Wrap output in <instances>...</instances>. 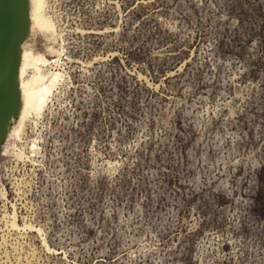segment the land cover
I'll return each mask as SVG.
<instances>
[{
    "label": "rangeland",
    "instance_id": "obj_1",
    "mask_svg": "<svg viewBox=\"0 0 264 264\" xmlns=\"http://www.w3.org/2000/svg\"><path fill=\"white\" fill-rule=\"evenodd\" d=\"M44 3L20 53L62 79L4 117L0 264H264V0Z\"/></svg>",
    "mask_w": 264,
    "mask_h": 264
},
{
    "label": "bare ground",
    "instance_id": "obj_2",
    "mask_svg": "<svg viewBox=\"0 0 264 264\" xmlns=\"http://www.w3.org/2000/svg\"><path fill=\"white\" fill-rule=\"evenodd\" d=\"M44 1L0 0V130L4 129L5 112L8 110L11 111V109L14 108L13 110H16L17 114L20 116L18 130L15 132V135L19 134L20 128L25 120H29V114L32 113L31 111H34L33 113L36 114V116H39L40 112L44 113L42 110L46 107L45 105H47L50 93H52L54 86L56 88L58 80L60 81V79H62L60 78L61 73L59 74L58 72L51 71V74L49 73L50 76L47 75L49 76L48 80L45 79L47 77L41 72L42 67L51 66L52 63H49L42 55H35L32 51L23 55L20 53L22 41L34 26H38L41 30L45 31H52L53 29L54 24L52 26L51 23L53 18L50 21V18L47 19L43 15V12L46 10L43 11ZM5 15L10 18L9 22L6 20ZM55 33H57V31ZM28 68L33 70V74L28 79H25L24 76L28 74ZM13 79H15V82ZM15 85L20 87L19 92L15 90ZM11 219L12 228L14 227L17 229L20 225L18 226L17 224L16 212H14ZM5 221L7 222V220ZM25 226L27 227V225ZM31 226L32 225H28L29 228H32Z\"/></svg>",
    "mask_w": 264,
    "mask_h": 264
},
{
    "label": "water",
    "instance_id": "obj_3",
    "mask_svg": "<svg viewBox=\"0 0 264 264\" xmlns=\"http://www.w3.org/2000/svg\"><path fill=\"white\" fill-rule=\"evenodd\" d=\"M5 17H6V20L9 22V21H10V18L7 17L6 15H5ZM9 111H10V110H8V111L5 112L6 118H8V114L10 113ZM6 113H7V114H6ZM3 131H4V129H1V130H0V139H1V136H2V134H3Z\"/></svg>",
    "mask_w": 264,
    "mask_h": 264
}]
</instances>
